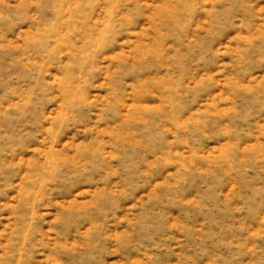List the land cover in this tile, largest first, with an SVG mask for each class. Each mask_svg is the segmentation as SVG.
<instances>
[{"label":"rangeland","instance_id":"obj_1","mask_svg":"<svg viewBox=\"0 0 264 264\" xmlns=\"http://www.w3.org/2000/svg\"><path fill=\"white\" fill-rule=\"evenodd\" d=\"M0 264H264V0H0Z\"/></svg>","mask_w":264,"mask_h":264}]
</instances>
